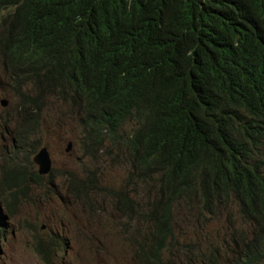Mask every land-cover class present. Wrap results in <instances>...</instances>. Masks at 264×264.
I'll return each mask as SVG.
<instances>
[{
  "label": "trees",
  "instance_id": "obj_1",
  "mask_svg": "<svg viewBox=\"0 0 264 264\" xmlns=\"http://www.w3.org/2000/svg\"><path fill=\"white\" fill-rule=\"evenodd\" d=\"M1 12L22 114L65 101L108 158L124 150L123 187L82 188L114 200L134 264H164L179 206L200 225L235 207L241 225L198 245L200 261L264 264V0H0ZM23 139L2 154L8 215L42 180L17 160ZM33 250L49 263L41 241Z\"/></svg>",
  "mask_w": 264,
  "mask_h": 264
},
{
  "label": "rangeland",
  "instance_id": "obj_2",
  "mask_svg": "<svg viewBox=\"0 0 264 264\" xmlns=\"http://www.w3.org/2000/svg\"><path fill=\"white\" fill-rule=\"evenodd\" d=\"M34 111L31 107L30 113L22 114L18 90L0 64V215H4L0 220V264H134L128 226L114 200L98 193L86 198L82 188L83 181L122 187L128 162L123 155L107 157L112 150L108 140L102 149L89 141L77 109L67 102L49 97L37 118ZM130 126L128 122L123 130L129 131ZM19 134L25 139L17 160L27 172L38 174L33 156L42 146L49 152L51 170L38 174L40 183L28 182L17 203L10 204L13 212L8 215L2 154L12 151L13 138ZM194 217L183 206L175 209L174 235L164 251V264H208L200 261L194 249L215 246L232 220L241 225L235 207L207 225L195 223ZM36 240L46 249L49 263L34 252Z\"/></svg>",
  "mask_w": 264,
  "mask_h": 264
},
{
  "label": "water",
  "instance_id": "obj_3",
  "mask_svg": "<svg viewBox=\"0 0 264 264\" xmlns=\"http://www.w3.org/2000/svg\"><path fill=\"white\" fill-rule=\"evenodd\" d=\"M2 104L4 105L5 101H2ZM33 160L38 164L39 174H46L49 172L51 168V159L46 147L39 149V151L34 155Z\"/></svg>",
  "mask_w": 264,
  "mask_h": 264
},
{
  "label": "clouds",
  "instance_id": "obj_4",
  "mask_svg": "<svg viewBox=\"0 0 264 264\" xmlns=\"http://www.w3.org/2000/svg\"><path fill=\"white\" fill-rule=\"evenodd\" d=\"M1 64V63H0ZM2 66V65H1ZM13 86V85H12ZM14 87V86H13ZM15 88V87H14ZM16 89V88H15ZM2 101H5V100H2ZM2 101H1V104H2ZM3 105V104H2ZM5 105V104H4ZM43 105V104H42ZM42 110V109H41ZM84 132H85V128H84ZM86 135V134H85ZM90 141V140H89ZM92 142V141H91ZM23 143H24V139L19 143L20 144V146L22 147L23 146ZM21 147H19V148H21ZM42 147H45V146H42ZM42 147H40L39 149H41ZM39 149L36 151V153L39 151ZM47 149V148H46ZM69 149V145L67 146V148H66V150H68ZM100 149H102V148H100ZM48 151V150H47ZM35 153V154H36ZM34 154V155H35ZM48 154H49V152H48ZM119 155L120 156H122L123 155V157L125 158V160H126V162H127V158H126V155H125V153H119ZM119 155H115L114 154V156H119ZM34 157V156H33ZM49 157H50V155H49ZM51 159V158H50ZM35 162V161H34ZM37 164V163H36ZM38 165V164H37ZM50 170H51V168H50ZM50 170H49V172H50ZM37 172H38V169H37ZM48 172V173H49ZM48 173H46V174H48ZM39 174V173H38ZM46 174H39V175H46ZM127 174V173H126ZM126 177V176H125ZM124 183H125V180H124ZM123 187V186H122ZM121 188V187H120ZM224 213V211L223 212H221L219 215H217V216H215L214 218H211L205 225H207V224H209L210 223V221L211 220H213V219H216L217 217H219L220 215H222ZM2 216H4V215H0V220L2 221ZM32 248H33V246H32ZM35 252V251H34ZM36 253V252H35ZM37 254V253H36ZM38 255V254H37ZM43 261V260H42Z\"/></svg>",
  "mask_w": 264,
  "mask_h": 264
}]
</instances>
